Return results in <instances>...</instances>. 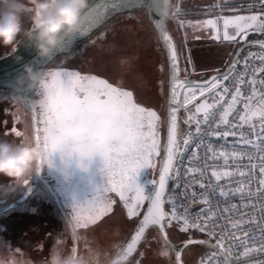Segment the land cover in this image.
<instances>
[{"label": "snow or ice", "instance_id": "6c2138e0", "mask_svg": "<svg viewBox=\"0 0 264 264\" xmlns=\"http://www.w3.org/2000/svg\"><path fill=\"white\" fill-rule=\"evenodd\" d=\"M119 2L120 0H104L102 7L99 4L89 5L84 20L88 24L93 12L105 17L109 10L114 12ZM146 6L150 9V13L154 14L152 22L159 31L160 40L165 45L172 73L169 123L163 163L158 180L151 181L155 186L151 196L146 195L145 189L137 182V177L143 168H156V158L161 154L159 131L161 117L155 110L139 104L134 98L133 91L123 86H114L109 80L96 75H82L77 71L55 69L51 70L48 78L40 83V86L50 95L44 96L39 106L32 108V138L38 145L42 143L46 150L52 153L57 152L54 145L50 146L47 141L42 142V132L51 127L53 131L69 138V143L60 149L62 158L65 152H75L81 161L86 159L91 162L93 157L99 156L103 164L101 171L106 176L107 182L102 190L97 189L92 199L85 204L73 205V215L69 222L73 236L75 237L79 229L95 226L111 215L117 203L112 198V194H115L126 210L127 217L130 220L138 219L134 234L119 249L116 257L111 259V264H132L131 258L151 227L158 228L164 240L167 241V228L172 227L174 223L181 232L195 229L216 238L215 244H212L210 240L194 239L191 236L186 240L185 246L201 244L213 249L211 253L201 258L199 264H264V259H252L255 255L264 256V225L257 224L259 235L246 227L256 223L255 216H250L248 220L241 218L231 221V229L235 231L226 233L222 230L218 233L216 229L219 218L208 196L204 195L197 200V193L195 191L191 193L190 203L199 202L206 206L200 208L193 217L189 208L179 204L174 194L167 193L169 181L176 179L179 172L182 146L186 150L195 137L202 135V124L210 128L215 124V128H211L209 135L219 138L239 135V142L245 146L250 145L255 151L216 152L208 144L206 148L211 153L210 158H222L227 167L229 160L237 161L246 157L249 161L246 166L248 170L239 171L238 175L247 177L250 183L256 178L257 169L259 173V186L255 192L248 187L247 195L264 197V40L248 41L247 39L250 33L264 35V10L249 15L220 16L216 19L193 22L180 19L183 13L178 2L173 6L171 0H148ZM215 7H220V4H216ZM260 7L264 9V0H260ZM168 19L176 21L180 28H192L193 31L202 28L213 29L211 38L214 40L223 39L226 42L243 40L246 44L258 46L261 51L249 52L244 56L242 70L239 69L241 59L237 53L228 69L222 73L216 70L215 74L202 81L181 79L177 46L166 29ZM88 30L85 27L84 33ZM195 38L199 39L198 36ZM253 60H258L259 63L250 65V61ZM189 63H191L190 60ZM249 67H251V73H249ZM192 71L195 72L194 67ZM229 82L233 87H229ZM244 85L250 89L247 94L242 91ZM189 105L194 106L195 113L189 115L184 123L188 125L195 123V134L189 131L181 136L178 113L181 108L186 110ZM237 105H242V108L238 109ZM199 114H202V120L196 119ZM98 118H103L110 124L107 129L109 142L101 147H97L92 139L100 127ZM245 126L248 132H245ZM19 134V131H15V135ZM203 144L201 140L196 144V148L199 149ZM192 156L193 159H199L196 152ZM186 171L189 174L199 173L201 176L204 174L203 169L195 167H190ZM235 174L227 170L211 172V176L217 182ZM194 182L199 183L201 189L212 188L215 191L213 185H206L195 180ZM24 184L28 185V180H25ZM233 191L244 193L245 185L241 183ZM219 195L227 197L229 192L221 187ZM166 204L169 205L168 209L165 208ZM232 207L235 208V205ZM251 207L255 208L256 205L252 204ZM224 211L228 212L230 209L225 208ZM260 211L264 213V204L260 205ZM238 232L241 235H237ZM232 236H235V242L228 243V239ZM238 248H242L243 251L235 252L234 249ZM73 250H77V247L74 246ZM140 257H143V253H140ZM242 257L247 259L242 260ZM176 262L183 264L179 251L176 253ZM135 264H140V259L135 260Z\"/></svg>", "mask_w": 264, "mask_h": 264}, {"label": "rangeland", "instance_id": "374dc122", "mask_svg": "<svg viewBox=\"0 0 264 264\" xmlns=\"http://www.w3.org/2000/svg\"><path fill=\"white\" fill-rule=\"evenodd\" d=\"M227 1L244 3L243 1L246 0ZM177 2L182 8L222 3L223 0H171L173 6ZM252 13L259 12L252 9H241L236 12L230 10L225 12L224 16ZM199 16L201 17L181 15L180 19L193 22L212 19L205 15ZM23 22L24 27L30 24L27 16L23 17ZM167 22L180 49L183 75L190 74L193 77L203 78L216 70L221 71L228 59L227 54L233 51L240 41H243L226 42L223 39L218 41L211 38L213 29L202 28L193 31L192 28H180L172 19H168ZM220 31L222 37V24ZM250 35L252 33L248 37ZM197 36L199 39L195 38ZM11 50L10 47L0 46V56L8 54ZM193 67L195 72L192 71ZM55 69L77 71L82 75L105 78L114 86H123L133 91L134 98L139 104L158 113L161 117L159 129L161 154L156 158L155 169L143 168L137 177L140 185L147 181V186H143L144 189L149 187L148 184L157 177L163 157L169 73L165 47L148 11L145 8H137L118 14L88 39L78 43L73 52L56 58L44 72ZM44 96L45 90L39 84L35 97L38 106ZM189 110L195 111L194 106L192 105ZM17 117L20 119L17 120ZM30 128L29 111L11 96L8 90L0 89V138L14 139L15 131H26L32 137ZM78 159L79 156L75 152L70 157L63 156V158L61 153H54L51 164L45 165L44 170L46 179L59 194L71 217L74 204H85L92 199L96 190H102L107 182L106 176L101 171L103 164L99 156L93 157L91 162L85 160L87 171L78 166ZM31 177L28 178L29 181ZM25 186V184H14L7 177H0V206L21 195ZM112 198L117 203L111 215L95 226L77 231L79 237H82V239L79 238V252L84 251L86 244H92L94 247H100L110 257L117 253L130 237L138 218L130 220L119 198L115 194H112ZM168 208L169 205L166 204V209ZM167 230L174 242L188 239L189 236L208 238L191 229L189 232H181L176 223ZM160 240L161 246L168 245L163 243L161 236ZM0 244L22 249L36 262L45 258L54 244L65 250L73 248L68 224L44 184H38L24 203L0 214ZM155 249L156 245L151 248L150 255H157ZM211 251L206 245H188L183 251L184 262L199 264L201 258ZM171 260L175 261L174 251ZM173 262L171 264H174Z\"/></svg>", "mask_w": 264, "mask_h": 264}, {"label": "clouds", "instance_id": "9594fccd", "mask_svg": "<svg viewBox=\"0 0 264 264\" xmlns=\"http://www.w3.org/2000/svg\"><path fill=\"white\" fill-rule=\"evenodd\" d=\"M88 6L89 0H0V46L14 50L22 39H26L40 58L50 57L60 45L62 35L81 29L83 13ZM25 16L30 21L28 27H24ZM24 73L29 81L39 84L50 75V71H35L30 65L24 66ZM47 95L50 93L45 90ZM97 122L100 127L92 139L97 147H101L109 142L107 129L110 124L103 118H98ZM43 141L54 145L56 153H60V149L69 143V138L49 127L42 132ZM53 154L42 143L38 145L26 131L11 140L0 138V177H7L14 184H24L34 172L51 164ZM71 155L67 152L64 154L67 157ZM85 160L79 158L77 163L87 171ZM75 236L82 239L78 233ZM0 249H3L0 251V264H111L108 254L92 244H86L83 252L73 248L65 250L54 244L39 262L33 261L22 249L4 244H0ZM157 254L162 259L170 260L173 251L171 247L162 245Z\"/></svg>", "mask_w": 264, "mask_h": 264}, {"label": "built area", "instance_id": "2783aa9c", "mask_svg": "<svg viewBox=\"0 0 264 264\" xmlns=\"http://www.w3.org/2000/svg\"><path fill=\"white\" fill-rule=\"evenodd\" d=\"M261 50L258 46H253L245 49L241 55L239 56L241 59V64L239 65V69L242 70L244 65L242 63L243 57L246 56L249 52L259 53ZM258 60L250 61V65L254 66L258 64ZM249 73H251V67H249ZM250 78V77H249ZM229 87H233L232 83L229 82ZM242 91L244 93H248L250 91L247 85L242 86ZM238 109L242 108V105H237ZM195 113L194 110H187L183 112V116L186 119L189 115H193ZM196 119L202 120V114L196 116ZM202 127V135L195 137V139L189 144L186 150L183 149L182 146V156L180 158L179 163V172L176 179L170 181L168 193L174 194L177 197V201L179 204H183L184 207H188L190 213L193 217H195L196 213L199 212L200 208L206 207L202 203H190L191 193L195 191L197 193V200L201 199L202 196L206 195L210 198L211 205L214 210L217 211L218 215V227L216 231L219 233L220 231H224L226 233H230L235 231L231 229V221L239 220L243 218L244 220H248L250 216H255L256 223L247 225L246 227L250 228L252 232L256 235H259V230L257 228V224L264 225V213L260 211V205L264 204V197L252 196L249 197L247 195L248 187H251L252 191L255 192L258 185L259 173L258 169L256 172V178L252 179L249 183L247 177H240L238 175L239 171H247V165L249 161L245 157L242 160L232 161L229 160L228 166L225 167L224 160L222 158L211 159V153L207 151L206 146L210 144L216 152L220 151H228L231 152L233 150L242 151V152H254L255 150L249 145L245 146L240 143V137L237 136H229L227 138H219L216 136H211L208 133L211 131V128H215V124L211 126L201 125ZM245 132H248L247 126H245ZM191 131L195 134V123L187 126L185 123H182V132L184 134ZM259 131V128H257ZM183 134V135H184ZM255 139V137H252ZM201 140L204 144L197 149L196 144L200 143ZM196 152L198 154L199 159H193L192 154ZM258 163V161H256ZM207 165V167H206ZM190 167H195L197 169H203L204 174L201 176L199 173L189 174L186 170ZM213 170L216 171H231L236 173L231 177H224L219 182L215 180L214 177L211 176V172ZM195 181H200L206 185L215 186V191L212 188L201 189L199 187V183H195ZM243 183L245 185L244 193L234 192L233 190L240 186ZM177 184L179 185L177 187ZM188 185V187H185ZM223 187L225 191L229 192L227 197H220L219 191L220 188ZM150 187L145 188L146 195H149ZM174 190V191H173ZM255 204L256 207L252 208L251 205ZM235 205V208L232 206ZM225 208L230 209V211L225 212ZM182 210V209H181ZM197 231L195 229H191ZM199 232V231H197ZM200 233V232H199ZM207 236V234L202 233ZM237 235H241V233H237ZM208 238L216 243V238L209 237ZM235 236H232L228 239V243L235 242ZM213 251V250H212ZM211 251V252H212ZM235 252H242V248L234 249ZM210 252V253H211ZM245 260L247 258H241ZM253 260L264 259V256L255 255L252 257Z\"/></svg>", "mask_w": 264, "mask_h": 264}, {"label": "water", "instance_id": "95a60500", "mask_svg": "<svg viewBox=\"0 0 264 264\" xmlns=\"http://www.w3.org/2000/svg\"><path fill=\"white\" fill-rule=\"evenodd\" d=\"M147 3H148V0H120L118 6L114 9V12L109 10L105 17H101V15L99 13H96V12L91 13L90 22L87 24V21L84 20V23L78 32L73 33V34H69V35H62L61 36L60 45L57 47V49L55 50L53 55H51L50 57H46L43 59L40 58L37 55L36 49L26 39H22L21 42L18 44V46L14 50L12 49L11 52H9L8 54L0 56V89L8 90L10 92V94L14 98H16L26 110L29 111L30 120H31V129H32V115H33L32 108L38 107L35 97H36V92H37L39 83L38 82H31L27 79V76L24 73V66L30 65L33 67V69L35 71L44 72V70L47 68V66L50 65L56 58H58L59 56H62V55L70 54L71 52H73L78 43L82 42L83 40L88 39L92 34H94L96 31L101 29L106 23L111 21L114 17H116L120 13L129 12V11H132V10L137 9V8H145L148 11L150 19L152 21V16L154 14L150 13V9L146 6ZM97 4L101 5V7H102L104 4V0H89V5H97ZM232 9L239 10L240 8H231V9H225V10H232ZM86 12H88V8L83 13V15H85ZM85 27H87L89 29L87 33H84ZM166 29L169 32V34L173 37L174 42L177 46V50L179 53V67H180V74L179 75H180L181 79L187 78L188 80H191V81H202V80L207 79L211 75L215 74V72H214V73L208 75L207 77H203V78L184 77L182 74L180 49H179V46L176 42L174 34L168 25V22H166ZM156 31H157L158 36H159L158 29H156ZM249 41H253V40H249ZM163 45H164V43H163ZM164 47H165V45H164ZM250 47H253V46L250 44H246V43L241 44L236 49V51H235L233 57L231 58L229 64L232 62V60L234 58H236L237 53H239V56H240L241 53L245 49L250 48ZM165 50H166V48H165ZM167 60H168V54H167ZM229 64L227 65V67L224 70H221L220 72L222 73V72L226 71L228 69ZM168 73H169V80H168L167 124H166L164 147H165L166 139H167V128H168V123H169L168 113H169V107H170L169 99H170V89H171V83H172V80H171L172 73L170 71L169 62H168ZM191 106L192 105H189L186 110L184 108H181L179 113H178L179 133L181 136H183V134H184V132H182V123H184V120H185V118L183 116V112L189 110V108ZM186 125L189 126L188 124H186ZM163 157H164V149H163ZM163 157H162L161 166L163 163ZM44 170H45V165L42 167V169L40 171L34 172L29 184L27 185L26 189L22 192V194L19 195L14 200H12L11 202L0 206V214L4 213L6 211H9V210L19 206L20 204L24 203L31 196V194L34 192V190L36 189L38 184L41 182L46 186L47 190L49 191L50 195L52 196L53 200L57 204L62 215L64 216V218L68 224V227L70 229L71 236H72V245H73V247L74 246L77 247V251L79 252V238H77L76 236L75 237L73 236L72 229L69 225V222L71 221L72 217L70 216V214L68 213V211L64 207L63 202H62L59 194L54 190L51 183L46 179V177L44 175ZM159 171H160V169H159ZM159 171H158L157 177L155 178L157 180L159 178ZM170 181L168 183L167 193L169 190ZM154 187H155L154 185L151 187L150 192H149V196H151L153 194ZM165 208H166V205H165ZM136 226H137V223H136L133 231L131 232L130 237L134 234V230H135ZM151 228H155L159 232L158 228H156V227H151ZM148 231L146 232L145 238L143 239L141 244L138 245V249L146 241ZM167 233H168V240L167 241L164 240V238L160 234V236L163 240V243L168 244L173 249V251L175 253V262H176V253H177V251H179L181 253V258H182L183 264H185L184 258H183V251L186 247L185 242L187 239L182 240L180 242H174L171 239L168 230H167ZM130 237L126 240V242L130 239ZM194 239L210 240L209 238H204V237H196ZM210 242L212 244H215L211 240H210ZM124 244H123V246H124ZM210 249L213 250L212 248H210ZM116 254L111 259L115 258ZM176 264H177V262H176Z\"/></svg>", "mask_w": 264, "mask_h": 264}, {"label": "trees", "instance_id": "16d2710c", "mask_svg": "<svg viewBox=\"0 0 264 264\" xmlns=\"http://www.w3.org/2000/svg\"><path fill=\"white\" fill-rule=\"evenodd\" d=\"M216 11L217 10H216L215 6H206V7L200 6V7L182 9V13L183 14L193 15V16H198V15H201V14H204V13H215ZM235 51L236 50H234L233 55H234ZM225 68H226V66L223 67L222 70H224ZM208 75H210V74H207L205 77H207ZM183 76L184 77H193L190 74H185ZM38 87H39V84H38ZM36 94H37V92H36ZM31 178H30V180H31ZM29 182H28V184H29ZM144 183L145 184L141 185L142 187L143 186H147V181H145ZM40 184H41V182L39 183V185ZM148 186L151 188L152 187V183L148 184ZM26 187H27V185L24 187L23 191L26 189ZM160 242H161L160 233L155 228L149 229L148 234H147V240L144 242L143 245L140 246V250L135 255V257H134V259L132 261V264H135V260H137V259H140V264H153V262L155 264H171L173 262L171 259L170 260L162 259V258L159 257L158 254L157 255H150V250L155 245H156L155 251L158 253V250L161 248ZM167 246H169V245H167ZM169 247H171V246H169ZM140 253H143V257L142 258L140 257ZM209 253L210 252H207L206 254H209ZM115 254L111 255L109 258L111 259ZM206 254H205V256H206ZM173 263L176 264L175 261Z\"/></svg>", "mask_w": 264, "mask_h": 264}, {"label": "crops", "instance_id": "0c3cea01", "mask_svg": "<svg viewBox=\"0 0 264 264\" xmlns=\"http://www.w3.org/2000/svg\"><path fill=\"white\" fill-rule=\"evenodd\" d=\"M244 3H235L233 1H227V0H223L222 3H215V4H210V5H195V6H188V7H182V9H185V8H193V7H206V6H215L216 4H220V7H215L216 8V12L215 13H204V14H201V15H205L207 17H210L212 19H216L217 17H220V16H223L225 17V12L227 11H230V10H225V9H231V8H240L239 10L241 9H248V10H254L255 12H261L262 10L264 9H261L260 7V0H246V1H243ZM251 6V7H250ZM182 15H187V14H182ZM194 17H201V16H194ZM222 24V23H221ZM248 41L249 40H264V35L262 34H259V33H252V35H250L248 38ZM222 40V39H221ZM190 41V40H189ZM245 43L244 41H240L237 46L233 49V51L231 50V52H229L227 54V61L226 63H224V67L229 64L231 58L233 57V52L234 50H236L241 44Z\"/></svg>", "mask_w": 264, "mask_h": 264}, {"label": "flooded vegetation", "instance_id": "af4514ba", "mask_svg": "<svg viewBox=\"0 0 264 264\" xmlns=\"http://www.w3.org/2000/svg\"><path fill=\"white\" fill-rule=\"evenodd\" d=\"M139 250H140V248L138 249V251H139ZM138 251H137V253H138ZM137 253H136V254H137ZM136 254H135V255H136ZM135 255H134V256H133V258L131 259V262L133 261V259H134Z\"/></svg>", "mask_w": 264, "mask_h": 264}]
</instances>
